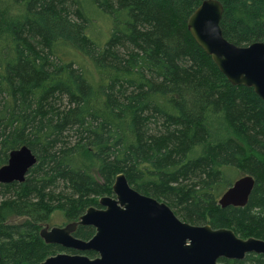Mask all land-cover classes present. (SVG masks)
<instances>
[{
    "label": "trees",
    "instance_id": "1",
    "mask_svg": "<svg viewBox=\"0 0 264 264\" xmlns=\"http://www.w3.org/2000/svg\"><path fill=\"white\" fill-rule=\"evenodd\" d=\"M201 1L0 0V166L21 146L36 157L23 182L0 190L41 206L53 194L69 215L70 205L84 211L86 193L112 194L123 172L139 193L174 204L185 222L233 226L243 239L264 241V101L231 85L193 40L186 21ZM218 1L227 41L264 42V0ZM89 7L109 21L100 47L73 19L91 21ZM74 51L97 79L71 60ZM234 169L254 178L253 189L244 206L221 207L217 192L231 185L225 172ZM12 208L0 206V264H40L53 245L33 219L7 222L19 214ZM93 234L91 226L76 232ZM218 262L264 264V253Z\"/></svg>",
    "mask_w": 264,
    "mask_h": 264
},
{
    "label": "water",
    "instance_id": "2",
    "mask_svg": "<svg viewBox=\"0 0 264 264\" xmlns=\"http://www.w3.org/2000/svg\"><path fill=\"white\" fill-rule=\"evenodd\" d=\"M222 13L218 0H202L187 18V30L231 85L252 88L264 101V42L238 46L227 41L219 26ZM35 162L28 147L12 149L0 166V183L23 182ZM253 185L251 175L241 176L217 203L244 206ZM112 191L113 197L99 198L100 208H87L77 221L40 230L45 243L77 252L56 253L41 264H219V259L264 253L263 240L243 239L228 227L180 220L164 202L133 189L122 173L116 175ZM77 225L91 226L94 234L88 240L73 237ZM90 251L96 256L81 254Z\"/></svg>",
    "mask_w": 264,
    "mask_h": 264
},
{
    "label": "rangeland",
    "instance_id": "3",
    "mask_svg": "<svg viewBox=\"0 0 264 264\" xmlns=\"http://www.w3.org/2000/svg\"><path fill=\"white\" fill-rule=\"evenodd\" d=\"M90 10V15L92 16V20L88 21L86 18H81L80 16H74L73 19L79 23L82 24L84 27V32L87 34L88 37H90L92 40H94L98 47L102 46L103 43L105 42V40L107 39L108 36V32H107V27L109 26V21L104 18L103 14L98 13L96 10H94L93 7H89ZM102 48V47H101ZM53 53H54V58L58 61V57H57V52L56 49H53ZM71 60L78 65L79 62L81 63L82 67L86 69H89L90 72H94L90 62H88V60H86L85 57H83V55L81 53L78 52H72L71 54ZM86 71V70H85ZM93 76L97 79V73H93ZM4 93V92H3ZM173 94V93H171ZM3 96L5 97L6 94H3ZM1 102V100H0ZM66 103V99L62 98L61 101L58 103V107H60V110H62L61 108L65 105ZM74 139L75 136L71 133L68 134V136L66 137V141L70 142L71 144L74 143ZM19 148V147H18ZM16 149V148H14ZM122 174H124L123 172H120ZM119 174V173H117ZM116 174V175H117ZM225 174H227L226 180L231 182V185L234 183L235 180H237L238 178H240L241 176L247 175L243 172H239L237 170H230V171H226ZM115 175V177H116ZM114 177V180H115ZM124 177L126 178L125 174ZM127 180V178H126ZM128 182V180H127ZM128 184L130 185V183L128 182ZM230 185V186H231ZM224 185H219L218 187H222ZM63 189V192L65 193L67 188L65 189L64 187H58V190ZM227 189V188H226ZM226 189L224 191H218L217 192V197H216V201L219 200V198L221 197V195L226 191ZM70 191V190H69ZM57 192V190H56ZM14 193L10 192L8 193L7 191H3L0 190V206L1 205H11L13 206V210L12 211H16L19 214H15V216H11L9 220H7V222H13L16 223V225L20 224L22 225L23 220L31 218L33 219V221H35V224L37 226H39L37 228V233L38 230L40 228H44V227H48V228H52V227H63L66 224L73 222V221H77L79 219V217L85 212V210L89 207H93V208H100L99 204H98V200L99 198L103 197V196H110L113 197L114 194H102V195H97V196H93V195H87V193L85 194L86 199L89 200L88 203L85 204V209L84 211L81 213L80 212V206L76 207V210L72 211L71 209H73L74 207L71 208L72 205L69 206L70 211L69 215H65L66 211V206L63 200H55L53 199V194H50L48 198H46V201L48 204L46 205H42L40 204V201H38V199H34L33 197H21L19 191H16L13 196ZM158 201L164 202L165 204H167L170 209L173 211V213L176 215V217H178L180 220L185 221L184 218L182 217L180 211L174 206V204L164 200L163 198H156ZM61 207V208H59ZM15 213V212H14ZM13 213V214H14ZM29 220V219H28ZM207 223L206 222H201V223H191L194 225H203ZM82 225H77L75 227V229L71 232V235L73 237L82 239L80 237L76 236V232L77 229L79 227H81ZM229 228V227H228ZM230 229L234 230V227H230ZM42 242L44 243L43 239L38 236ZM240 237V236H239ZM242 238V237H241ZM85 240V239H82ZM46 244V243H44ZM46 245H53V244H46ZM54 246V245H53ZM51 246L49 250V253L47 254L46 257H44L41 261H39V263L43 262L45 258H47L50 255L56 254V253H70V254H76V251L73 250H67L64 248H61L59 245H55L54 247ZM58 248V249H57ZM89 252H81V254L84 255H90L88 254ZM40 263V264H41Z\"/></svg>",
    "mask_w": 264,
    "mask_h": 264
},
{
    "label": "flooded vegetation",
    "instance_id": "4",
    "mask_svg": "<svg viewBox=\"0 0 264 264\" xmlns=\"http://www.w3.org/2000/svg\"><path fill=\"white\" fill-rule=\"evenodd\" d=\"M36 158V157H35ZM36 163V162H35ZM26 176V175H25ZM25 180V179H24ZM13 182H16V183H18L17 181H12V182H9V183H1V184H10V183H13ZM114 183V182H113ZM113 186V185H112ZM112 186H111V188H112ZM138 192V191H137ZM112 194H113V191H112ZM141 194V193H140ZM144 195V194H143ZM151 197V196H150ZM218 204V203H217Z\"/></svg>",
    "mask_w": 264,
    "mask_h": 264
},
{
    "label": "bare ground",
    "instance_id": "5",
    "mask_svg": "<svg viewBox=\"0 0 264 264\" xmlns=\"http://www.w3.org/2000/svg\"><path fill=\"white\" fill-rule=\"evenodd\" d=\"M8 158V157H7ZM1 184V183H0ZM42 228H40V230H41ZM40 230H39V232H38V234H39V236H40ZM41 237V236H40ZM42 238V237H41ZM254 238V237H253ZM44 241V240H43ZM45 243V242H44ZM46 244H52V243H46Z\"/></svg>",
    "mask_w": 264,
    "mask_h": 264
}]
</instances>
